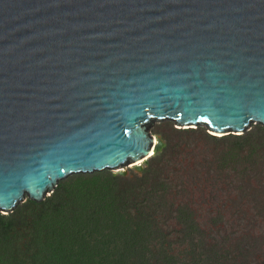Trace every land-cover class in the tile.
Wrapping results in <instances>:
<instances>
[{"label":"water","instance_id":"water-1","mask_svg":"<svg viewBox=\"0 0 264 264\" xmlns=\"http://www.w3.org/2000/svg\"><path fill=\"white\" fill-rule=\"evenodd\" d=\"M174 124L264 126V0H0L1 215Z\"/></svg>","mask_w":264,"mask_h":264},{"label":"rangeland","instance_id":"rangeland-1","mask_svg":"<svg viewBox=\"0 0 264 264\" xmlns=\"http://www.w3.org/2000/svg\"><path fill=\"white\" fill-rule=\"evenodd\" d=\"M151 134L163 146L144 162L57 186L68 192L103 189L114 180L119 190L127 186L112 194L123 201L119 203L125 200L131 205L133 217L150 220L151 254L166 249V255L183 258L191 246L186 236L193 234L201 237L202 256L223 257L225 264H264V126L255 124L240 136L219 137L204 126L189 129L174 124L151 127ZM144 170H148L145 177ZM39 210L26 201L17 208V215L24 217L13 238L17 248L30 239ZM97 230L91 244L99 240L109 250L120 248L108 233L109 226L99 225Z\"/></svg>","mask_w":264,"mask_h":264},{"label":"trees","instance_id":"trees-1","mask_svg":"<svg viewBox=\"0 0 264 264\" xmlns=\"http://www.w3.org/2000/svg\"><path fill=\"white\" fill-rule=\"evenodd\" d=\"M147 173L148 170L143 171L144 177ZM118 184L114 180L103 189L89 187L73 192L57 186L40 203L26 200L29 205L40 206V210L32 221L30 239L21 241L20 249L13 239L23 225L24 217L17 215L19 205L9 215L0 214V264H218L219 261L225 264L223 257H210L206 253L202 256L201 237L193 234L186 236L191 246L183 258L178 254L166 255V249H155L151 254L147 246L150 220L144 215L133 217L131 205L128 207L125 200L123 204L118 202L113 190L119 193L127 187L119 190ZM99 225L109 226L108 233L120 244L119 249L100 246L99 240L90 243Z\"/></svg>","mask_w":264,"mask_h":264},{"label":"bare ground","instance_id":"bare-ground-1","mask_svg":"<svg viewBox=\"0 0 264 264\" xmlns=\"http://www.w3.org/2000/svg\"><path fill=\"white\" fill-rule=\"evenodd\" d=\"M138 164H140V163H138ZM138 164H137V165H138Z\"/></svg>","mask_w":264,"mask_h":264}]
</instances>
